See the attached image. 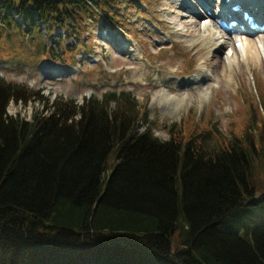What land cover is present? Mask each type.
Masks as SVG:
<instances>
[{"label": "trees", "instance_id": "obj_1", "mask_svg": "<svg viewBox=\"0 0 264 264\" xmlns=\"http://www.w3.org/2000/svg\"><path fill=\"white\" fill-rule=\"evenodd\" d=\"M122 2L0 0V26L16 14L73 35ZM39 93L0 74V264H264V219L244 234L220 227L264 200L247 197L264 173L263 96L260 135L221 133L215 147L206 130L160 138L126 89L9 112Z\"/></svg>", "mask_w": 264, "mask_h": 264}, {"label": "rangeland", "instance_id": "obj_2", "mask_svg": "<svg viewBox=\"0 0 264 264\" xmlns=\"http://www.w3.org/2000/svg\"><path fill=\"white\" fill-rule=\"evenodd\" d=\"M218 3L123 0L113 7L109 21L104 14L96 15L73 35L40 22L24 23L16 14L20 22L7 17L0 26V74L40 92L31 99L11 101L9 112L30 118L35 109L46 110L44 97L63 96L81 103L86 96L126 89L144 105L162 139L170 137L171 127L179 126L186 132L206 130L203 133L215 147L221 133L233 138L252 128L259 136L264 49L258 47L257 54L246 56L241 45L231 67L224 61L226 51L240 42L264 43V32L245 34V39L234 32L230 35L237 43L228 40L231 44L217 48L210 39L218 32L211 18L220 9ZM256 176L257 190L247 197L264 196V173ZM263 219L260 200L235 209L220 227L244 234ZM180 241L176 233L174 250Z\"/></svg>", "mask_w": 264, "mask_h": 264}, {"label": "bare ground", "instance_id": "obj_3", "mask_svg": "<svg viewBox=\"0 0 264 264\" xmlns=\"http://www.w3.org/2000/svg\"><path fill=\"white\" fill-rule=\"evenodd\" d=\"M178 2H180V0H177ZM182 1V0H181ZM224 0H219V3L218 5L222 4ZM240 2V4L243 5V8H246L248 9V4L246 2H242V0H237V2ZM226 2V1H225ZM249 2L251 3L252 2V9H257V11L259 12L260 14V17L262 20H264V5L262 4L263 3V0H249ZM250 6V5H249ZM213 9V8H212ZM215 9V8H214ZM217 9V8H216ZM196 11V10H195ZM216 11V10H215ZM220 12V10H219ZM215 13V12H214ZM226 15H228V12L226 13ZM238 15V13H237ZM237 15H234L235 17H237ZM207 20V19H206ZM208 24V23H207ZM200 25V24H199ZM205 27V26H204ZM177 34H183L181 31H178L176 30L175 31ZM212 32V31H211ZM219 32H214L212 34V42L216 44V47L217 48H220L222 47L225 43H227L228 41L226 39H229V40H233L234 36H230L229 38H226L224 34H222L221 32L218 34ZM242 39H245L243 38V36L241 37ZM241 39V40H242ZM229 44H231L230 42H228ZM232 43H234V40L232 41ZM256 45H253V44H250L248 41L246 42H240V44L238 45V48L242 45L243 46V52L245 53L246 56L248 55H252V54H257L258 53V50L257 48L260 47L262 49H264V43H255ZM253 46V49H252V52H249L248 48H251ZM237 57L236 54H234L232 57L228 58L226 57L225 58V61L224 63H226V66H229L231 67L232 66V63L234 62V59ZM257 57V56H256ZM169 89L171 90H175V88H177L176 86H168ZM168 88H166V90H168ZM193 88V87H192ZM195 89V88H193Z\"/></svg>", "mask_w": 264, "mask_h": 264}]
</instances>
